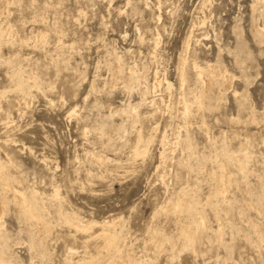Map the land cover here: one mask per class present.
Returning <instances> with one entry per match:
<instances>
[{"label":"rangeland","instance_id":"374dc122","mask_svg":"<svg viewBox=\"0 0 264 264\" xmlns=\"http://www.w3.org/2000/svg\"><path fill=\"white\" fill-rule=\"evenodd\" d=\"M262 27L264 0H0V191L25 192L38 213L8 195L6 264H105L117 248L138 264H264ZM192 62L219 73L208 94ZM224 167L234 183L220 194ZM185 198L186 214L162 210ZM198 212L203 241L180 249ZM77 219L98 224L82 234ZM104 221L121 248H105Z\"/></svg>","mask_w":264,"mask_h":264},{"label":"bare ground","instance_id":"6f19581e","mask_svg":"<svg viewBox=\"0 0 264 264\" xmlns=\"http://www.w3.org/2000/svg\"><path fill=\"white\" fill-rule=\"evenodd\" d=\"M258 30V29H257ZM259 31V30H258ZM261 31L262 32H264V28L262 27L261 28ZM262 32H260V35L262 34ZM2 34H3V32L1 31V29H0V44H1V42H2ZM257 35H259V34H257ZM261 38V37H260ZM188 42V41H187ZM189 43V42H188ZM187 44V43H186ZM157 45V44H156ZM189 45V44H188ZM187 45V46H188ZM58 48V47H57ZM62 48V47H61ZM187 49V48H186ZM60 55V54H59ZM117 57V56H116ZM115 57V58H116ZM117 58H120V57H117ZM116 58V59H117ZM185 58V57H184ZM116 59H115V61H116ZM183 63H182V66H181V64H180V81H181V85L182 86H184L185 85V82H186V80H185V77H186V71H185V62H187L186 61V58L185 59H183ZM118 63V67H119V70L121 71V70H123V63H122V61L121 60H119V62H117ZM193 63V62H192ZM191 63V64H192ZM194 65H192L193 67H194V70L196 71V78H197V80H198V82L203 86V92H204V94H208V89L210 88V86H212L211 84H209V81H211V80H209L208 79V77H211V78H214L215 79V77H217L218 75H219V73L217 72V71H214V69L212 68V66H211V64H210V66H209V71L207 72V71H205V67L202 69V68H200L197 64H195V63H193ZM191 66V65H190ZM205 66V65H204ZM193 69V68H192ZM206 69H208V68H206ZM116 70V69H115ZM226 69H224V71H222V72H220L221 73V76L223 75V79L224 78H226V75H228L229 73L227 72V71H225ZM119 71V72H120ZM220 71V70H219ZM119 72H117V73H119ZM217 72V73H216ZM123 73V71H121V74ZM135 74V73H134ZM133 74V75H134ZM117 75V74H116ZM119 75V74H118ZM231 75V74H230ZM230 75H229V77H230ZM120 76V75H119ZM135 76V75H134ZM140 76V75H139ZM138 76V77H139ZM141 76H144L143 74L141 75ZM132 77V76H131ZM137 77V76H136ZM219 77V76H218ZM218 77H217V81H218ZM19 78V77H18ZM117 78V77H116ZM140 78V77H139ZM143 78V77H142ZM22 79H23V77H22ZM115 79V78H114ZM213 79V80H214ZM220 79H222V78H220ZM137 80V79H136ZM135 80V81H136ZM144 80V79H143ZM232 80V79H231ZM133 81V80H132ZM220 81H223V80H220ZM219 81V82H220ZM225 81V80H224ZM134 82V81H133ZM162 82V81H161ZM197 82V81H196ZM197 82V83H198ZM221 83V82H220ZM227 83V82H226ZM226 83H224V84H226ZM19 84H21V83H19ZM165 84H166V86H167V88H171V86H172V84L170 83V82H168V81H166L165 82ZM216 84V83H215ZM37 85V84H36ZM217 85H218V82H217ZM136 86V85H135ZM147 86V85H146ZM130 87V86H129ZM137 87H138V85H137ZM162 87V86H161ZM213 87V86H212ZM223 87V86H222ZM22 88V87H21ZM21 88H19L20 90H21ZM39 88V87H38ZM202 88V87H201ZM216 88V87H215ZM219 88V87H218ZM224 88H225V86H224ZM128 89V88H127ZM211 89V88H210ZM129 90V89H128ZM221 90V89H220ZM200 92H201V90H200ZM202 92V93H203ZM221 92V91H220ZM29 93V92H28ZM147 90L146 91H142L141 92V97H142V102L143 103H147V100L148 99H146V97H147ZM201 95V94H200ZM219 96V95H218ZM203 97V96H202ZM205 97V96H204ZM235 97H236V95H235ZM198 100H197V104L198 105H200V107L201 108H203V100L201 99V98H197ZM214 99H216V98H214ZM218 99H219V97H218ZM206 100V99H205ZM208 100V99H207ZM149 104H151V106H153L154 105V100L153 101H151V102H149ZM138 108H139V105L137 106H133V105H131V104H129L128 105V107H127V110L125 109V110H122V113H124V114H127L129 117H131V119H134L133 120V122H132V125H134L133 123H135V124H137L138 125V123L140 122V113H139V110H138ZM199 108V107H198ZM200 108V109H201ZM184 113H183V117H184V119L185 120H187L190 116H191V112H192V110H191V105L190 104H188L187 102H184ZM199 110V109H198ZM72 115H74V112L72 113ZM111 116H113V115H111ZM130 119V118H129ZM135 126V125H134ZM136 127V126H135ZM123 128H124V126L122 125V126H118V127H116L115 128V134L117 133L118 135H120L121 133H122V131H123ZM155 128H156V126H155ZM139 131V130H138ZM153 132L155 131V130H152ZM155 133V132H154ZM116 134V135H117ZM140 134H141V132H140ZM151 137V136H150ZM149 137V138H150ZM139 140H140V142H142L141 140H142V136L140 135L139 136ZM149 142H152L151 140L149 141ZM165 142H166V137H165V135H163V137H162V140H161V143H162V145H164L165 144ZM167 143V142H166ZM184 143V142H183ZM148 144V143H147ZM150 145V144H149ZM146 147H148V146H146ZM149 148V147H148ZM148 148H146V149H144L143 150V152H140V151H138L137 152V150H136V152H137V156H143V155H146V153H148L147 151H148ZM138 149H139V147H138ZM163 149H164V147H163ZM8 153V152H7ZM244 156H246V155H244ZM234 157H236V156H234ZM238 157V156H237ZM7 158V157H6ZM161 158L164 160L165 159V154H164V151H163V153L161 154ZM229 158V157H228ZM232 158V157H231ZM243 159V157L241 156L240 157V159ZM226 159V158H225ZM9 160H10V158H9ZM8 160V161H9ZM235 160V159H234ZM228 161H231V160H228ZM244 161H245V159H244ZM243 161V162H244ZM248 161V160H247ZM1 162V161H0ZM164 162V161H163ZM225 162V161H224ZM227 162V161H226ZM232 162H233V160H232ZM239 162H240V160H239ZM242 162V161H241ZM7 163V162H6ZM11 163V162H10ZM2 164H3V162H2ZM1 164V165H2ZM234 164H235V162H234ZM1 165H0V178H1V181L3 180V177H4V174H5V172H7L8 173V171H5V168H3V167H1ZM47 165V164H46ZM231 165V164H230ZM246 165V164H245ZM224 166V165H223ZM227 166V165H226ZM237 166H238V164H237ZM5 167V166H4ZM220 167H222V165L220 166ZM231 167V166H230ZM228 168V167H227ZM226 167H224L222 170V172L223 173H220V174H222L221 176H220V190L218 189V191H220V194H224L225 192H226V189H227V187L230 185V184H232V183H234L233 182V175H230V172L228 171L229 170V168L227 169ZM234 168H237L236 166L235 167H233V169ZM219 170V169H218ZM239 170L241 171V172H244L245 170H246V168L244 167V165H242V164H240V166H239ZM235 171V170H234ZM220 172H221V170H220ZM231 172H233V171H231ZM237 172V171H236ZM217 173V172H216ZM216 173H214V175L213 176H215L216 175ZM240 174V173H239ZM7 175V174H6ZM9 175V174H8ZM241 175H244V173H242ZM249 175V174H248ZM242 178H245V177H242ZM247 178V177H246ZM249 178V177H248ZM9 179V178H8ZM7 179V180H8ZM16 181V180H15ZM163 181H164V179H163ZM263 182V181H262ZM12 183V182H11ZM4 184H7V183H4ZM9 184H10V182H9ZM16 184V183H15ZM22 184V183H21ZM243 184H244V181H243ZM24 185V184H23ZM249 185V184H248ZM4 186V185H3ZM217 186H218V184H217ZM2 187V186H1ZM6 187V186H5ZM18 187V186H17ZM259 187H260V184H259ZM4 188V187H3ZM20 188V187H19ZM25 188V187H24ZM264 188V187H263ZM262 188V189H263ZM259 189V188H258ZM228 190V189H227ZM29 191H30V189H29ZM218 191H216V192H218ZM258 191V190H257ZM32 192V194H33V198H36V196H38V191H36L35 189L34 190H32L31 191ZM188 192H189V190H188ZM262 192V191H261ZM13 194V198H14V201L16 202V204L17 203H21L22 204V206H23V208L22 209H24V212L25 213H27V214H29L30 216H32L30 219H32V218H37L38 217V213L36 212V210H34L33 208H30L29 207V200H28V197H27V195H26V193L25 192H22V191H20V190H18V189H15V188H13V187H11V186H8V187H6L3 191H0V235L3 233V232H5L4 231V225H3V216H4V213H5V207H6V205H8V204H10V203H8L7 204V202H8V195L9 194ZM29 193V192H28ZM183 193V192H182ZM191 193V192H190ZM194 193V192H193ZM219 193V192H218ZM264 193V192H263ZM32 194H30L31 196H32ZM59 194V193H58ZM184 194V193H183ZM187 194V193H186ZM217 194V193H216ZM219 195V194H218ZM58 196V195H57ZM215 196V195H214ZM59 197V196H58ZM216 197V196H215ZM56 198V197H55ZM218 198V197H217ZM31 199H32V197H31ZM220 199V198H219ZM189 200L190 199H188V198H185V199H183V200H179L178 201V203L175 205V207L174 208H172V203H169V205L166 207V208H163L162 210L164 211L165 210V212H169L170 214H175V215H180L181 213H185V211L187 210V208H189V206H191V205H189ZM13 201V202H14ZM39 201V200H38ZM32 202V201H31ZM36 202V201H35ZM221 202V201H220ZM222 202H224V201H222ZM262 202H263V199H262ZM261 202V203H262ZM12 203V202H11ZM260 203V204H261ZM41 204V203H40ZM202 204V203H201ZM224 204V203H223ZM31 205H33V204H31ZM219 205V204H218ZM226 205V204H225ZM229 205V204H228ZM263 205H264V202H263ZM9 206V205H8ZM7 206V207H8ZM40 206V205H39ZM197 206H198V204H197ZM262 206V205H261ZM19 207V206H18ZM44 207V206H43ZM194 207V206H193ZM227 207V206H226ZM262 207H264V206H262ZM261 207V209H263ZM216 208V207H215ZM46 209V208H45ZM194 209V208H193ZM197 209V208H196ZM219 209V208H218ZM220 209H222V208H220ZM43 210V209H42ZM59 210H61V207L59 208ZM174 210V211H173ZM214 210V209H213ZM232 210V209H231ZM22 211V210H21ZM43 211H45V210H43ZM215 211H217V210H215ZM221 212V211H220ZM225 212H226V210H225ZM225 212H224V214H225ZM232 212V211H231ZM263 211L261 210V213H262ZM24 213V214H25ZM62 213V212H61ZM222 213H223V211H222ZM228 213V212H227ZM64 214V213H63ZM186 214V213H185ZM188 214V213H187ZM198 214H199V212H198ZM65 215V214H64ZM189 215V214H188ZM215 215V214H214ZM226 215V214H225ZM224 215V216H225ZM22 216H24V215H22ZM233 216V215H232ZM263 216H264V214H263ZM29 217V216H28ZM227 217V216H226ZM40 218H42V217H40ZM66 218V217H65ZM197 220H196V225H197V229L196 230H184V232H183V234L181 235V237L179 238V248L180 249H184V248H188V247H190V246H193V244L194 243H197V242H201V241H203V238H204V234H205V230H206V220L204 219V217L202 216V214L200 213L197 217ZM218 218V217H217ZM216 218V219H217ZM38 219V218H37ZM36 219V220H37ZM69 219V218H68ZM67 219V220H68ZM226 219V218H225ZM224 219V220H225ZM27 220V219H26ZM35 220V221H36ZM43 220V219H42ZM42 220H40V221H42ZM66 220V219H65ZM66 220V221H67ZM71 220V219H70ZM228 220V219H227ZM30 221V220H29ZM50 221V220H49ZM73 221V220H72ZM218 221V220H217ZM221 220H219V222H220ZM223 221V220H222ZM43 222V221H42ZM69 222V221H68ZM256 222V221H255ZM255 222H254V224H255ZM73 223V222H72ZM218 223V222H217ZM227 223H229V222H227ZM42 224V223H41ZM45 224V223H44ZM98 224V222L97 223H94V222H91V221H82V220H80V219H77V220H75V222L73 223V224H71L73 227H75L76 228V230L78 231V232H80V233H82V234H88V233H91L90 231L92 230V228L95 226V225H97ZM258 224V223H257ZM43 225V224H42ZM221 225V224H220ZM256 225V224H255ZM254 225V226H255ZM71 226V227H72ZM100 227H103L105 230H104V233H103V236H105V238L107 237L108 238V242L106 243V249L107 250H109L110 248H113V247H115V246H117V239L118 238H116L115 236H113L112 234H109V233H107V228H111V227H113V226H115V223H111V222H108V221H104L103 223H101L100 225H99ZM223 226V225H222ZM254 226H252V227H254ZM44 228V227H43ZM42 228V229H43ZM220 228H221V226H220ZM256 229V228H255ZM43 230H45V229H43ZM219 231H221L222 229H218ZM39 231H40V229H39ZM42 231V230H41ZM219 231H218V233H219ZM43 232V231H42ZM41 232V233H42ZM208 232V231H207ZM223 232V231H222ZM258 232V231H257ZM46 233V232H45ZM115 233V232H114ZM221 233V232H220ZM224 234V233H223ZM6 235V234H5ZM5 235H3V236H5ZM219 235V234H218ZM222 235V234H221ZM256 235H258V234H256ZM8 236V235H7ZM47 236V235H46ZM49 236V235H48ZM51 236V235H50ZM5 238H7V237H5ZM33 238H35V237H33ZM38 238V237H37ZM48 238V237H47ZM259 238H260V236H259ZM4 240H6V239H4ZM34 240V239H33ZM32 240V241H33ZM41 240V239H40ZM47 240V239H46ZM162 240V239H161ZM262 240V239H261ZM36 241V240H35ZM169 241V243L170 244H172V240H168ZM260 241V240H259ZM258 241V242H259ZM261 242V241H260ZM159 243V242H158ZM21 244V243H20ZM261 244V243H260ZM263 244V243H262ZM34 245V244H33ZM32 245V246H33ZM13 247V246H12ZM117 247H119V246H117ZM116 247V248H117ZM159 247V246H158ZM119 248H121V247H119ZM161 249V248H160ZM111 250V249H110ZM113 250V249H112ZM117 251V253H119V257H117V258H115V259H113L112 261H110V262H108L107 261V263H105V264H129V263H134V264H138L136 261H135V259L131 256V255H128V256H126V257H124L123 256V254H122V250L121 251H119L118 250V248L116 249ZM47 251V250H46ZM178 251V250H177ZM10 252V251H9ZM45 252V251H44ZM114 252V251H113ZM124 252V251H123ZM173 252H175V251H173ZM46 253V252H45ZM126 253V252H125ZM4 254H7V253H4ZM34 254V253H33ZM40 254V253H39ZM116 254V253H115ZM174 254V253H173ZM8 255V254H7ZM6 256V255H5ZM46 256L48 257V254H46ZM112 256V255H111ZM3 256H0V264H6V262H5V260L2 258ZM109 258V257H108ZM112 258V257H111ZM80 260H82V259H80ZM109 260V259H108ZM73 262V261H72ZM88 262V261H87ZM71 264V263H70ZM79 264V263H78ZM81 264V263H80Z\"/></svg>","mask_w":264,"mask_h":264}]
</instances>
